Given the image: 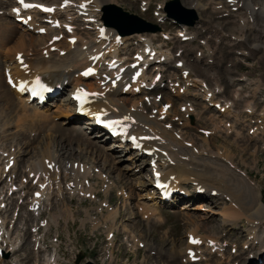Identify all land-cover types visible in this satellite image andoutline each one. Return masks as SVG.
Instances as JSON below:
<instances>
[{"label":"bare ground","instance_id":"bare-ground-1","mask_svg":"<svg viewBox=\"0 0 264 264\" xmlns=\"http://www.w3.org/2000/svg\"><path fill=\"white\" fill-rule=\"evenodd\" d=\"M43 1H46L51 4H57L59 6V4H61L64 0H43ZM72 1H75L74 5L78 6V4L82 0H72ZM111 1L113 0H84L83 2L88 5L89 16L95 17L96 15L95 12L97 8ZM1 2L2 4L0 5H4L7 3H12L14 2V0H5L4 2L3 1ZM187 6L189 8H192L194 11L198 12L200 16L205 17L206 18L205 22L207 23H210L216 17L221 16V15L223 16L225 14V16H228L229 18L232 19L230 20L232 23L231 24L232 27L229 26L227 27L226 31H222V29L221 30L218 29L219 26L222 24L221 23L219 25H215L216 27H213V28H217L215 30L219 31L220 34L225 33L224 36L226 38L224 39L227 40L228 43L231 44V46H234L235 49L236 47H240L239 50H241L243 54H245V50H248L246 52H249L251 56H253L256 51H259V52L262 51V53L264 54V2H262L259 5V2L256 0H187ZM257 6L258 8L256 9ZM160 8L162 7L160 6ZM233 8H236V10L233 11ZM3 15L11 16V9L4 10ZM163 16H164V12L163 13L161 12V14L158 15L159 17L158 19H162ZM3 18L4 17H1L0 15V20L1 19L4 20ZM36 20H38V17L36 14H34L33 20L29 23L27 27L21 24L15 23L16 28L15 30L13 29V31H11L12 29L11 30L9 29L10 27L7 28V26H1L2 23L0 24V50H3V46L7 43L9 44V41H12L13 39L15 40V44L11 48L12 50L15 49V51L13 52L12 59L11 57H9V53L11 52L10 49H7V51H5L4 59H5L6 65H5L4 71H8L9 73H11L15 79L17 77H20L22 81H26L27 83H29L34 78H37L40 75H43L45 80L50 81L52 83H58L62 87L61 90H63L68 83H72V89L75 90L78 87L79 82H84V83L90 82V83H85V84L88 86L89 90L95 92L96 95H95V98H92L89 100L88 106L92 108L91 113H94V115L93 114L91 115V113H89L87 115L88 120L86 121V123L88 122L89 124H92V119H95L96 115H102L104 118H108V119H122L121 122L116 121L113 124V128L115 129V132L117 133L116 136H110L103 132H99V134L101 135L96 139L102 140L103 138L105 139L110 138V137L116 138L119 142L114 143L113 146L121 152L128 153V156L126 158L131 160V163L133 164L135 161L136 162L139 161V159L142 157L141 156L142 154L139 152L140 150L136 151L132 149L131 144H128V143L123 144L122 139L124 137H127L130 133H137L138 135L148 134L149 139L142 140L144 148L151 151V155H148L149 160L147 162L149 163L150 158L152 157V159L156 163L155 165L160 169L162 179L169 183V187L167 190L170 192V200L171 199L180 200L181 198H185V197L192 200L195 198H203V197H207L210 195L212 196L214 195L215 197H218V199H223V197H225L226 198L225 200L228 201L227 202L228 205H226V203L224 202V199L223 201L222 200L219 201V203H222V202L225 203L224 205H222V209L220 211L221 224L223 226L227 225L230 227H234L235 229V227L239 225L238 224L239 221L245 218L249 224V227L247 224V228H246L247 234H248V237L251 236V242L249 246L252 244V242L258 239V235H257L258 228L261 227L262 225L264 228V203L261 199L259 191H257L258 188L255 186V184L251 182V180L246 174L244 177L240 173V170L237 169L236 166L232 165V163L230 164L229 163L230 160L226 161L223 159V157L221 158L220 156L218 157L217 155H214V154L210 155L209 153L207 154L205 153L206 152L205 147H207L209 144L207 140H210L208 139L210 137V133H208L207 131L203 133L204 134L203 144L201 145L203 148L201 150H198L196 148L197 146H195L190 139L188 142H185V140L187 139L182 138L183 136H181V138H177V134L179 133L178 132L175 133L174 130H172L173 125H171V129L166 128L165 124H163L159 120L158 116H156L160 114H165L166 116H168L169 114H172L173 116H175L177 119L180 120V117L185 116L187 113H190L189 110L191 111L193 110L190 106H188L187 104H183L181 109H185L184 111L185 114H180L179 112H177L176 110L172 108L171 103H168L166 107H164L161 104L160 105L161 108H159L157 104V108H159L157 110V113L155 112L154 114L153 112H151L149 113L150 115L144 112V111L148 112V110H147L146 105H145L146 108H144L142 101L141 102L133 101L132 103L128 105V107H126L124 101L120 103V101L116 98L118 94H121L119 91L121 89V84L119 85L117 84L113 86L110 84V82H108L106 85L102 87L100 81L104 80L103 78H101L98 81H95L93 77L91 78V80H89V79H83L79 75V72L89 62V59H88L89 55H88L86 47L78 53L75 50L77 43H80L82 46L87 45L88 50H91L93 47L96 46L94 43V41L97 39L96 33H95V36L92 38L83 37L82 36L83 32H81L80 28L76 27L75 28L76 31L73 32L70 36H76L77 41L71 44L66 38L61 39L58 42L53 43V45H56L59 47L57 50L53 51L51 50V45L48 44V41L51 37L49 36L48 33L40 34V35L38 34L35 37L36 39H33L34 37L33 38L30 37L28 41L25 39L26 38L25 32L30 33L27 30L29 29L30 25H33L35 27L33 29L34 31L39 28V25L36 23ZM228 24L230 23L227 22L226 25ZM87 26L85 24V27ZM100 27H103V25ZM17 29L18 31L19 29H21L22 32L24 31L25 32L18 35ZM186 29L187 27L186 25H184L178 31V35L182 33L180 38L182 36H186L187 37L186 41L188 42L196 40V35L192 32H187ZM50 30L52 31L53 29H50ZM104 32L112 37L110 38L108 42V44L110 43V45L104 48L108 49L109 51H112V50L119 51V45H116L115 43H113L117 33L115 34L114 32L111 31V29H107V28L104 29ZM143 35H146L147 37H142ZM160 35L163 36V33H161ZM134 37H137L139 39V42L143 44L142 47L140 48V51L144 52L145 44H149L151 40L156 39V34L155 33L134 34L132 36H127L125 38H122L121 40H124V39L128 40L129 38H134ZM243 38H244V42L246 41L248 44L242 43ZM106 42L107 40L105 41V43ZM182 43H183L182 41H179V40L177 41V46H175L176 48L173 53L171 51L167 53L166 51H163V50H162L163 53H161L160 51L157 50V55L155 56V59L162 60L161 62L156 64L157 68L159 67L162 68L163 65H165L166 62H169L171 58H173L174 63L177 61H181L183 63V66L179 68V70L182 74V77L179 76L177 79H174L173 81H179L183 83V85L180 86V88L183 87V90H182L183 93L185 92L187 94V88H185L187 83L196 81V83L198 82L200 83V85L204 87L203 89L205 90V93L203 95L206 96L207 95L206 93H210L211 91H213V94H214L213 98H217L215 97V94H216V91L221 92L220 88L214 86V89L212 90L208 89L204 84H202V81L196 80V77L198 78V76L194 75V72H195L194 70L197 64H201L203 66L202 72L200 73L201 76H203L204 78H209V79L212 78L213 80L214 70H213V64L209 63V60L211 58L210 55H205L206 52L203 54L204 51H202L199 47H196V50L194 52L195 57L193 61L191 60L190 62L189 61L190 57H188V55L191 54V50L188 48H185V50L182 49L184 47ZM200 44L203 47H208L209 53H210V50L212 49L211 54L213 55L216 47L213 44H211V42L209 43V41L205 39L204 37L200 41ZM43 49H46V52L48 54L47 58L43 56V54L41 53ZM60 50H65L66 53L61 56L59 54ZM95 51L96 52L92 53L93 56H95L98 53V49L96 48ZM17 52H22V53H19L20 54L19 57H23L22 62H19L18 60L19 57L16 58ZM178 54H180V56L176 57ZM198 54H201L202 58L204 59L202 58L199 59L200 57H198ZM163 58H166V62H164ZM121 60L122 59L118 58V61H121ZM26 70L28 71L27 73H26ZM74 72H77V76L71 79L72 74L73 76H75ZM225 72H231V69L226 67ZM154 76L155 74H153V76L150 78V81L148 82V84H150L153 81ZM242 77L244 79L245 78L247 79L246 75ZM241 78L239 80H244ZM161 81L162 79L160 80V82ZM188 86L189 85H187V87ZM173 88L174 87H172V89ZM175 89H176V92H179V87H176ZM4 92H5L4 96L7 101H8V96H9V101L7 102L9 103L7 105V109L9 111L7 114H10V112L12 111V108H17L18 110L23 111L22 114L18 116V119L15 124L16 126H18L19 128H22V127L24 128V121H27L28 119L30 121H38L41 124L44 123L48 115L45 112H43L42 110L43 108H41V106L40 107L36 106L34 105V103L30 102V99L28 97L21 96L22 94L17 92L15 87L11 88L9 85H7L6 91ZM133 94L134 92L132 90H129L128 93L125 95L134 96ZM13 98L15 100L18 99L19 103L13 102L14 101ZM233 98L235 100L238 99L237 92L233 93ZM223 100H224V103L226 102L229 106L223 111L227 114L228 112H231L230 110H231V107H233V104L226 99H223ZM67 103L70 104V106H72L68 110V113L71 116L72 115L74 116L75 106L73 105V102L69 97L67 98ZM39 108H41L42 111L39 110ZM30 109H31V112H30ZM246 109H247L246 111L249 110L250 112H252L251 108L246 107ZM18 110H17V113H18ZM125 117H128L129 119H125ZM8 118H9V115H7V119ZM75 119H76L75 117H72L65 123H63L64 122L63 121L62 124H68V123L70 124ZM10 121L11 119H9V122L7 120L1 121L2 124H0V130L2 133L5 131L8 132V129L10 128V125H11ZM53 124H55L53 126V129L55 132L64 133V135H70L68 136L69 138L73 137L74 139H80L82 144L97 148V145L94 143V141H91V139H89L88 137L84 135H80L79 130L81 129H78V130L71 129L70 130L68 128H64L61 124H57V123H53ZM44 125H48V124L44 123ZM92 125L96 126L95 124H92ZM214 128L215 130L216 128L219 129L220 128L219 124L218 125L216 124ZM26 139L28 140L29 138H26ZM15 142L17 141L15 140ZM45 145L43 149H39V150H37L39 146H36L35 151L37 152L36 155L38 158L33 159L34 161H31V162L27 161L28 164L24 165V167L22 168H23V172L26 173V177L28 176L30 172L35 173V175L39 177L40 176L45 177V180L47 181V185L44 189H41V191L45 193L44 204L48 205L49 198L50 197L52 198L53 196L52 195L53 185L55 189L54 192L57 194L58 197L63 192L62 183L61 181H59L60 177L67 178L68 176H72L74 177V179H76V177H82V181H83L91 174V170L89 167L83 166L81 163L75 160L68 159L62 163L61 165L62 171L61 173H59L60 171L58 169L57 162H55L56 155L50 150L49 146L46 147ZM79 145L80 144H78V146ZM28 146L30 145L28 144ZM16 147L23 148V146H18V145H16ZM85 147H80V148L82 150ZM22 148H16L14 151L9 152V154L12 155L11 158L15 162L13 166L6 173L4 167L9 161V159L6 160L5 164L2 165L1 167V171H0L1 174H5V176H7L8 174H11L13 176L17 175L16 173H14L15 168L21 161V158H20L21 155H23L24 152L26 151L25 149H22ZM21 150L22 152H19ZM46 159H48L47 162H45ZM80 167L85 168V170L82 173L79 171ZM97 174L100 176L101 172L97 171ZM142 176L145 178L147 185L153 186V180H152L150 173L148 175L145 174ZM23 178L24 176L21 177V179ZM110 184H112V182ZM72 185L74 187L70 188L71 191L78 192L81 189L80 184H78L77 181H74ZM181 185H187V186L180 187ZM20 186L22 187L23 191L18 195V197H21V195L25 193V190H24L25 185H20ZM87 191H90L93 193L95 192L92 185L87 189ZM107 192H108V184H107V188L104 190V193H107ZM1 193H2L3 199L0 200V204L2 203L1 201H5V204L3 205L4 208H1V205H0V212H6V211H9L10 209H13V211L10 215H8V217H5L2 215V213H0V249L5 248L7 249L6 251L8 253L11 252L12 254H14V252L17 251L19 244L21 243V239H18L16 236L12 237L11 235L12 227L8 229L7 224L11 223L13 225L15 224V222H18V223L21 222L22 219L18 218L19 217L18 211L15 210V207H17V204H15L14 207H12L13 206L12 201H8L9 197H7V191L5 192L1 191L0 194ZM152 193L155 194L154 191H152ZM11 194H14V192H11ZM5 197L6 199H4ZM150 197L154 199L155 201L154 203H156V205H159L161 201L166 202L165 199L161 200L160 196H158L160 199V202L156 200L157 198L154 195H151ZM185 204L187 205V203ZM197 206L204 207L202 203H200ZM153 210L156 211L157 208H153ZM150 211L152 212V209H150ZM59 213L60 212H58L57 215H59ZM143 213L147 214L145 216L146 218L148 219L152 218V216H150L151 213H149V211L146 210V211H143ZM117 214H118L117 209H114L108 215L111 222L114 223L116 221L114 219H116L119 216V215L117 216ZM34 219H37V218H34ZM155 219H159V217L156 216ZM55 220L57 219L56 217L54 219V216H53V222H56ZM159 220L162 221L163 219L160 218ZM24 222L25 223L29 222V218H25ZM38 225H39V222L36 223L35 225L32 224V229L36 230ZM190 231H192L190 232L191 234L197 233L196 229L190 230ZM191 234L189 236H192L193 238L203 242L204 246L201 247V246H198L197 244L186 243L183 250L181 249L179 250V253L173 252V253H176L177 256L180 255L181 261L182 259H186V261L188 262L192 256H199L200 261H205V256L204 254H202L201 249L204 248L206 252L207 250L208 252L211 251V249L207 246L208 240L215 241L216 245L219 246L218 252H219L220 257L224 255L223 252H221L224 244L220 242V236H217L216 233H212L211 235H206V236L204 235L200 238H197L196 235L194 236ZM131 239L135 240V236L131 235ZM262 242L264 244V241H261L260 246H262ZM189 249L194 250V253L192 255L187 254V250ZM2 260L0 259V264H5L6 261L5 260L2 261ZM7 262L10 264H18L19 260L13 256ZM227 262H230V261H227ZM180 264H182V262H180ZM205 264H209V263L206 262ZM230 264H234V263H230ZM236 264H239V262Z\"/></svg>","mask_w":264,"mask_h":264},{"label":"rangeland","instance_id":"rangeland-1","mask_svg":"<svg viewBox=\"0 0 264 264\" xmlns=\"http://www.w3.org/2000/svg\"><path fill=\"white\" fill-rule=\"evenodd\" d=\"M140 1L141 0H113L110 3L117 4V5L121 6L124 10H127L131 13H134V14L144 18L145 20H147L149 22L158 24L160 27V30H162V31L167 29L168 31L175 32V30H176L175 26H177L176 24H174L171 21L166 20L165 16L163 17V19H158L159 17L155 15V13L157 11H159L158 12L159 15L161 14V12L163 13V10H162L163 7L162 6H164L165 2H167L168 0H150V1L146 0L147 2H149L148 8L146 11H144L140 8V6H141ZM180 1H181L180 2L181 5H183L185 8L187 7V9L189 8L187 6V0H180ZM256 1L259 2V5L262 2H264V0H256ZM0 4H2L1 1H0ZM158 5H160L162 8H158ZM257 8H258V6L256 7V9ZM189 9L193 10L192 8H189ZM195 12L196 11H194V13ZM196 14H197V20L195 21L194 25L191 26V27H194V29L196 31L195 32L192 30L189 31L188 30L189 27H187V29H186L187 32H192L196 35V40L189 41V42L185 41L182 43L184 46L182 49L185 50V48H188L191 50V54L188 55V57H190L189 61L190 62H191V60L193 61V59L195 57L194 52L196 50V47H199L202 51H204L203 54L205 52L206 53L208 52L209 48L203 47L200 44V42L196 44L195 49H191L188 47L190 44L196 43L199 35H203L201 40L205 37V39H207L209 41V43L211 42V44H213L216 47L213 55L211 54L212 49L210 50V53L209 52L207 54L205 53V55H210V57H211L209 60V63L213 64V70H214V71L212 70L214 73L213 74V80H212V78L211 79L204 78L203 76H201V74H199L202 72V68H203V66L201 64H197V66L194 70L195 71L194 75L198 76V78L196 77V80L202 81V84H204L207 88L209 87L208 89H214V86H215V87L220 88V90L223 92V88L220 84V82H221L223 84V86L225 87L223 94L227 95V96L230 95L229 89L231 88V90H233L231 95L229 96V98H225L226 100L230 101L233 104V107H231V110H230L231 112L234 111L233 108H235L236 106H237L236 109H239V110L240 109L243 110V108H245L244 111H246L247 110L246 107L251 108L253 110V104L249 100V97H255L257 94V97L254 99V105H255V107H257V111L255 114H251V115L247 114L246 112H243L244 118L250 119L252 122L247 121L243 125L237 126V128L240 132L239 135H241V136L232 135L231 137L227 138L224 135V132L233 134V132L231 131L232 126L231 125H228V126L224 125V123H225L224 120H226V119H222V118L218 117V121H216V117H217L216 115H217V113L219 114V112H217L213 108L210 109V114L206 116L208 118V121L204 117L203 114H201L198 118L196 111L193 114V119H190V117H188L189 122H187V124L190 125V126H188L190 128L181 127L179 124L180 121L177 120L176 125L174 126V132L175 133L178 132L181 136H183V134H184V136L182 138L187 139V140H185V142H188L190 139L192 141V143L195 146H197L196 148L198 150H201L203 148L201 145L203 144V135L204 134H203L202 130L201 131L199 130V127L206 128V130H207V129H210L212 126V128L210 130V137L208 138L210 140L206 139L209 142V144L207 147H205V150H206L205 153L206 154L209 153L210 155L214 154V155H217L218 157L220 156L221 158L223 157V159L226 161L230 160L229 163L230 164L232 163V165L236 166L237 169L240 170V173L244 177H245V174L248 177L250 176L252 179L250 177H249V179L258 188L257 191H259L261 199L264 203V136H262V134L259 130L260 127L262 126L263 121H264V54L262 53V51H260V52L256 51L254 53V55L251 56L249 52H246L248 50H245V54H243L242 51L239 50L240 47H236V49H235L234 46H231V44H229L228 41L224 39V38H226L224 36L225 33L220 34L219 31L215 30L217 28H213V27H216L215 25H219L221 23L222 24L219 26L218 29H220V30L222 29V31H226L227 27H229V26L232 27V25H231L232 23L230 21L232 19L229 18L228 16H225V14L223 16L221 15L222 17L218 16L221 19L216 17L210 23L205 22L206 18L200 16V14L198 12H196ZM208 15H209V13H208ZM4 18H3L4 19L3 21H5L6 23H4L3 21L2 22L0 21V24L2 23L1 26H7V28L10 27L9 29L10 30L12 29L11 31H13V29L15 30L16 27L14 26L11 18H9L7 16ZM227 22L230 24L226 25ZM8 23H9V25H8ZM86 26H87V24H86ZM83 31H87L88 33H91V30L86 29V28ZM24 32L19 33V31L17 29L18 35L21 33H24ZM25 34H26L25 39L27 41L29 40L30 37H32V38L34 37L33 39H36L35 37L38 35V34L32 35L31 33H27V32H25ZM155 34H156V38H157L158 33H155ZM174 34L175 33H173V36H174ZM89 36H92V35L90 34ZM175 40H177V37H175V39L171 40L169 45L166 47V50L172 49V46L175 45V42H174ZM242 41H243L242 43H247L246 41L244 42V38L242 39ZM135 42L136 41L132 39L128 43L131 44L132 46H134ZM14 44H15V40L13 39L12 41H9V44L7 43L3 46V50H0L2 52L1 54L3 55V57H4L5 51H7V49L12 50L11 48L14 46ZM206 48H207V50H206ZM43 53H44V51H43ZM184 54H185V52H184ZM178 55H180V54H178ZM182 56H184V55H182ZM3 57H1L2 62H4ZM198 57H200L199 59H201L202 58L201 54H198ZM202 59H204V58H202ZM244 60H246V61H244ZM238 64L240 67L235 68L236 66H238ZM226 67L230 68L231 72H225ZM175 68L173 67V69H174L173 70L172 66H170V72L169 73H171L173 75H175V74L177 75L178 72L175 71L176 70ZM217 69H219V71H223V73H221L220 76H218ZM242 73H244V74H242ZM240 74H242V75L240 76ZM245 75L247 76V79L246 78L244 79L242 77ZM236 76H240L239 79L242 77L241 79L245 80V81L244 80H241V81L246 82V81L250 80V78H251V81H249V84H244L242 86H240L239 81H237L238 83L234 87H232V86L228 87L226 85V80H228V79L233 80V79H235ZM202 77H203V79H202ZM218 77H219V80H218ZM85 83H90V82H85ZM191 83L198 84L199 86L203 87L202 85H200V83H198V82L196 83V81H192ZM191 83L189 82L186 84L185 88H187V91L189 90V92L187 95H183L181 98H178L169 89L164 87L162 90L161 87L159 86V89L153 90L151 93L145 92V93H137L136 95L133 94L134 96L129 95V96H132V97H129V99H132V101H129V104L132 103L133 101H140L141 102L140 99H144V98L151 99L155 94H159V93L162 94L163 93V95H166L167 99H171L174 101L173 102L171 100L162 99L163 101L166 102V106L168 105V103H171L172 108L174 110H176L177 112H179L178 110H180L182 108L183 104H187L188 106H190L193 109V111L195 110V107H192L191 104L185 103L184 101H191L192 100L196 104H199L200 106H202V108H203V105L206 104L205 101L203 100L204 97H202V94L205 93V90L203 93H201L197 89L196 86H190V89H189L187 87V85H190ZM212 84H214V85H212ZM182 85H183V83H182ZM247 85H250V87H251V89L248 90L250 92V94L243 93L242 89ZM236 87H239V88H236ZM4 91H6V86L4 85V77H3V74L1 72V62H0V96H1L0 97V124H2L1 123L2 120L3 121L7 120L9 122V119H11V121H10L11 125H10V128L8 129V132L5 131L2 133L0 130V142H1L0 148L9 149V145L11 144V147L9 149V151L11 152V151H14L16 148H22V147H16V145H18V143H19L21 146H23L22 149H25L27 151V152L25 151L24 154L21 155V157H20L21 161L17 165V167H16L17 169L15 168L14 173H16L17 175L19 173H22L23 172L22 167H24V165L28 164L27 160H29V162H31V161H34L33 159H35V158L37 159L38 158L36 155L37 152L35 151L36 146H39L37 148V150L43 149L44 145L46 143L45 146L46 147L49 146L50 150L56 155V161L55 162H57V166H58V169L60 171L59 173H61V171H62V169H61L62 163L68 159L69 160H71V159L75 160V161L81 163L83 166L89 167L90 169L94 168V166L89 165V164L90 163H96L97 165H100V170L108 178L107 182L112 180L114 183H116L119 186L118 188H114V187L111 188V190L105 194L104 190L107 188V185H106V188L104 190H102V186H103L104 182L101 181L99 178H97L96 175H94L92 177V180H93V183L95 186L94 190H95L96 198H99L100 200H103L104 198L108 199L109 202L115 207V209H117V213H118L117 216L120 215V217L118 216L119 217L118 221L121 222V224L118 226V234L121 235L120 238L122 239L123 236L128 235V231L123 229V226H125V228H128L129 232L132 235H134L136 237V239L140 240V242L145 244V246L142 249L139 246H137V249H138L137 252L133 253V255H130L129 259L127 261H124L125 258L127 257V253L123 252V254L121 256L122 259H121V261L118 260V264H124V263H126V264H180V262H182V264H184L185 262H187L186 259H182V261H181L180 255L177 256V254L173 253V252L179 253L180 249L183 250V248L185 247V245L187 243L188 236L191 234L190 232H192L190 230H195V229L197 230V233H195V234L192 233L191 235H194V236L196 235L197 238H200L204 235L206 236V235H211L212 233H216L217 236H220L221 240H223V241L225 240L229 243V244H227V246H225V251H224L225 254L223 253L224 255H222L221 257H218L217 255L212 256L210 254H207V253H210V251L208 252V250H207V253L204 252V256L206 255L208 258L210 257L209 262L215 263V264H222L223 262L228 260V258H229L228 256H231V258H229L228 261H230L233 258L232 260L242 261L243 264H264V260L261 263H257L255 261V259H257L258 257L254 256V252L255 253H257V252L261 253L264 251L263 242H262V246H260V242L264 241V239H263L264 238V229L262 230V228H260V227L258 228V232H257L258 239H256V240L259 241L258 242L259 246L257 248L256 242H255V244H253V246H251V247L248 246V244L250 242L248 240H251V236H249L250 237L249 238L246 235L247 230H246V226L244 227V225L248 224V221L245 218H243L239 221V223H238L239 225L236 226L235 229H234V227H230L227 225L223 226L221 224L220 211L222 209V205H224L225 203H226V205H228V203L225 201H224L225 203L224 202L219 203V201L220 200L223 201V199L225 200L226 199L225 197H223V199H218V197H215L214 195H213V197L207 196V198L210 200H208L206 198L194 200L190 204L188 203L189 204V205H187L188 207L184 208V209H182L181 207L183 206L184 203L187 202V200H181L175 204L174 203L173 204H170V203L169 204H161L158 208H159L162 216L164 217V222L159 223L158 221H156V219H154V221L151 220L148 223L145 222V219L142 217L141 212H140V208H142V206L137 207V205L141 204L144 206L145 202L151 201V200H146V198L144 197L147 193H149V190L151 188L149 186H146V180H143L141 178V177H143L142 175L147 174V170H148V164L146 161L147 158L142 159L143 160V161H141V162H143L142 163V170L138 172L137 169L140 166L136 167L134 164H131V161L128 160L127 158H125L127 156V154H125L124 152H120L118 150H115V148L111 145L113 143L112 140L107 139L106 141H100V139H96V138L94 139V135L92 134L94 131L90 130L88 124L81 123L80 120L71 122L70 123L71 126L68 125L69 123L68 124H62V122L67 119L66 116H67L68 109H69V108H67L68 107L67 101H65V99L68 98L66 90L61 92V94L59 95L57 100L51 101V103H47L45 105L44 109H42L43 112H45L48 115L46 120L44 121V123L48 124V125H44L43 122H42L43 124H41L38 121H30L28 119L27 121H24V128L23 127L19 128L18 126L15 125L16 121L18 119V116H20V114H22V112H23L22 110H18L17 108H12V111L10 112V114H7L9 111L7 109V105L9 104V103H7L9 101V96H8V101H7L5 96H4L5 95ZM234 92L238 93V99H239V100L237 99L238 101L233 98ZM259 93H262V95L261 94L259 95ZM177 95L180 96L179 92H177ZM21 96H23V95H21ZM119 101H121V103L123 102L121 97L119 98ZM13 102L19 103L18 99L17 100L14 99ZM154 102L156 104H158L159 108H161V106H160L161 104L164 107H166L164 105V102H158V101H154ZM242 102H244V107H243V105H241ZM175 103H176V108H175ZM238 103H240V105H237ZM129 104H126V102H125L126 107H128ZM248 105H250V106H248ZM143 106H144V108H146V106L144 104H143ZM179 106H180V108H179ZM154 108H156L157 110L159 109V108H157V106H155ZM196 108L198 111L201 112L202 108H198L197 105H196ZM204 108H205V110L203 111V113H207L209 111V109L207 107H204ZM17 110H18V113H17ZM39 110H41V108H39ZM30 112H31V109H30ZM144 112L148 115H150L149 113H151V112H147V111H144ZM189 112L191 113V110H189ZM231 112H228L227 114L225 112L224 113L226 115H228V114L230 115ZM179 113L182 114L183 112L182 113L179 112ZM190 113H187V114H190ZM261 113H263V114L259 115ZM183 114H185V113H183ZM7 115H9L8 119H7ZM156 116H159V115H156ZM197 118H198V120L204 119L207 122H201L200 121V124H199V123H197ZM212 119H215V121H213ZM210 120H212L211 124L209 123ZM256 120L257 121L261 120V123H257V122L254 123V121H256ZM50 122L51 123L56 122L57 124H61L64 128L68 127V129H70V130L71 129H77L78 130L81 128L84 133L81 130H79L80 135H84L86 137L88 136L89 138H91V141H93L92 139H94L96 142L99 141L97 144L99 151L98 150L96 151V149H95L96 147H90L87 145H85L86 147L83 148L82 149L83 151H82L81 148L78 147L79 140H76V139H70L69 140V138H66L64 136V133L61 134V133H58L55 131H54L55 133L52 132L49 129L50 124H51ZM166 123H167V121L164 122V124H166ZM227 123L232 124L233 118L227 120ZM78 124H83V125H81L79 128L78 126H76ZM184 124H186V122ZM216 124L217 125L219 124L220 128L219 129L216 128V130H215L214 127ZM85 125H87L88 128H86ZM45 126H47V127H45ZM249 126H252V129L257 128L256 131L260 132L259 135L256 134V136H259V138L257 139L256 142L253 141V139H255L253 133H249L247 130ZM70 127H72V128H70ZM178 129L179 130L181 129V133H183V134H181L179 131H175ZM172 130H173V126H172ZM65 132H67V131H65ZM181 136H178L177 138H181ZM249 136H252L251 140L249 139ZM28 137L31 138L30 139L31 141L26 139ZM32 137H36V141H33ZM201 138H202V140H201ZM15 140L17 142H15ZM103 140H105V138H103ZM95 141H94V143H96ZM31 142H32V144H31ZM27 143L31 147L28 146ZM48 143H49V145H48ZM12 146L14 148H12ZM62 146H63V148L60 149V147H62ZM80 146L83 147V144H81ZM11 148H12V150H11ZM19 152H22V150ZM227 156L229 157V159ZM60 159L63 161H61ZM137 165H141V163H137ZM24 175H22V176H24ZM61 178L62 177L59 178V181L65 182ZM64 178H66V177H64ZM94 186H93V188H94ZM52 188L54 189V185L52 186ZM121 189H123V192H125L124 195L118 194L119 190H121ZM65 192H67V191L64 190L63 193H65ZM56 196H54V198L52 199V201H53L52 204H53V206L55 204V206L57 208H59L58 212L61 213V211H62V213L61 214L59 213L60 215L57 217V220L59 221L58 223H59V228H60V237L62 239L65 238V241H68V238H67L68 235H70L71 237H74L73 231L76 229V227L80 223L79 220H84L83 223H88L87 220L91 216H93V214L95 213L96 202H89L92 199H88V198L84 199V200L80 199V197H78L75 194L72 197V199L67 194L66 200H64L65 198H63V194L59 195L61 197H56ZM185 198H187V197H185ZM13 201L15 202L14 198H13ZM13 201H12V203H13ZM200 202L204 205V207L197 206V205H199ZM14 205L15 204H13L12 207H14ZM20 205H22V204H20ZM25 207H26L25 205H22V209H24ZM56 207H55V210H56ZM97 207H98V205H97ZM116 207H118V208H116ZM60 209H61V211H60ZM67 209H70L71 211H69ZM15 210L18 211V216H19L18 218H21V215L23 214V212H21V207H19V208L15 207ZM12 211H13V209L11 210V213H12ZM70 212L72 213V216L70 215ZM4 213H5V215H3V216H5V217H8V215L11 214L10 210L6 211ZM67 214H69L68 215L69 218L67 219V222L64 223V219L67 217ZM53 216L55 219L56 216L55 215H53ZM71 219H73V220H71ZM142 219H144V220H142ZM24 221H25V215H24V219H22V221L19 222L20 226L23 228H25V226H27L29 224L32 227V224L35 225L36 223H38L37 219H33V220L29 219V222H27V223H25ZM17 223L18 222H15L16 225H17ZM15 224L11 225L12 229L15 227ZM248 227H249V224H248ZM259 229H260V231H259ZM242 230H244L243 231V237H242V233H241ZM245 231H246V233H245ZM11 232L13 234L12 230H11ZM221 236H222V238H221ZM234 249L236 250L235 252H233ZM29 251H30V249H28V239H27L25 244H24V247H22L21 252L19 253V257H21V259L23 261L31 263L32 253L30 254ZM259 253H257V254L259 255V257H261V255ZM87 254H88L89 258H91V261H93L96 264H101L103 261L106 262L107 264H115V262H108L109 260L103 259L102 256L95 258V256H96L95 252H91V253H87ZM171 255H173V256H171ZM218 255H219V252H218ZM206 256H205V261L207 262L208 259ZM223 256L225 257V259L222 258ZM248 256L253 257V258H249L250 260L246 261ZM133 258H136L135 262H133ZM2 261H4V260H2ZM205 261H202L203 263H201V264H205L206 263ZM189 262H190V260L187 263L190 264ZM209 262H207V263H209ZM71 263L76 264L75 261H74V263L73 262H71ZM198 263H191V264H198ZM211 263H209V264H211Z\"/></svg>","mask_w":264,"mask_h":264},{"label":"water","instance_id":"water-1","mask_svg":"<svg viewBox=\"0 0 264 264\" xmlns=\"http://www.w3.org/2000/svg\"><path fill=\"white\" fill-rule=\"evenodd\" d=\"M182 9L183 8L181 7L178 0L170 1L167 3V6H166V11L173 18H176L178 20H184L187 23H192L193 19H195V16L192 15L189 18L184 17V19H182L183 18L181 16V11H183ZM104 12H105V16L113 18V20L111 19L112 22L110 24H112L113 26H116V28H118V31L120 33H123L124 31L130 28H136V24L133 21H136L141 24H145L147 27H153V29H155L154 26L150 24L147 25L145 22H143V20H141L137 16L130 15L125 11H121V8L115 5L107 6ZM135 31H141V29L136 28ZM86 264H92V263L88 262Z\"/></svg>","mask_w":264,"mask_h":264},{"label":"snow or ice","instance_id":"snow-or-ice-1","mask_svg":"<svg viewBox=\"0 0 264 264\" xmlns=\"http://www.w3.org/2000/svg\"><path fill=\"white\" fill-rule=\"evenodd\" d=\"M66 2H67V0H66ZM20 3L21 4H23V6L24 7H32L33 5H30V4H25L24 3V0H20ZM37 7H39V5H36ZM83 6V5H82ZM47 11H52V9H46ZM16 11H18V9L16 10ZM41 31H43V29H41ZM87 74V73H86ZM77 98H79V97H77ZM125 119H129L128 117H125ZM110 124L111 123H113V122H109ZM133 139H135V138H133ZM37 195H39V193H37ZM193 243H199V241H197V240H193L192 241Z\"/></svg>","mask_w":264,"mask_h":264}]
</instances>
